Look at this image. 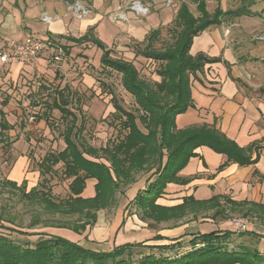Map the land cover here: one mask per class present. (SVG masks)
<instances>
[{
    "label": "trees",
    "instance_id": "trees-1",
    "mask_svg": "<svg viewBox=\"0 0 264 264\" xmlns=\"http://www.w3.org/2000/svg\"><path fill=\"white\" fill-rule=\"evenodd\" d=\"M66 1L70 4L74 2V0ZM190 1L195 5L197 15L190 11L186 3L182 2L179 5L173 19L176 30L170 45L159 49L153 46L160 35V29L155 28L145 31L142 42L146 44L135 52L136 56L158 64L155 75L159 80L152 83L140 78L131 61L114 58L112 49L107 48L93 34L94 26L89 27L80 37L67 36V40L72 44L87 43L101 51L99 65L120 76L123 90L133 98L137 108L134 112L128 111L115 97H112L114 112L111 116L118 121L124 135L116 142L94 148L78 143L77 139L84 129L85 120L81 108H71L73 97L76 96L75 92L68 86L54 90V96L47 108L49 111H57L64 120L65 126L62 132L64 147L59 151L46 153L37 166L39 175L44 176L53 174L56 171L55 167L60 164L63 178L69 181L67 186L69 195L63 202L55 204L51 202L50 197H47L49 194L43 190L44 186L39 189L38 186L41 184H37L24 192L23 196L28 200L40 199L56 209H61V212L67 215L83 213L82 216L87 220L78 226L79 230L62 229L79 234L85 231L86 227H91L96 212L116 206L117 198L138 180V175L139 179L146 180L147 176L155 178V181L149 184V188L145 191L139 190L136 197L143 221L156 225L179 221L187 215L188 208L191 207L189 204L191 198L184 199L182 204L170 208L158 206L155 202L164 194L167 184L185 182L178 173L187 166L190 159L197 157L194 152L196 149L205 147L214 154L225 156L224 165L233 163L246 166L257 160L258 154L254 160L251 154L256 152L258 147L252 145L248 149L240 148L212 126H190L180 130L175 127V117L193 107L190 77L201 71L205 64L220 62L219 58H209L202 53L192 56L190 49L193 39L212 27L220 26L224 17L240 18L254 15L245 5L226 11L218 6L209 13L205 0ZM256 2L264 3V0H249V5ZM44 40L53 50L60 48L54 40L49 38ZM48 56L50 59L49 54ZM11 128L0 110L1 131H9ZM1 142H3L2 138H0ZM86 179L97 181L95 195L90 198L81 196L86 188ZM5 183L21 190L26 188L25 180L20 186H16V183L10 180H5ZM144 192L145 195L141 196ZM216 200L215 198L213 201ZM230 205L234 208L236 203L230 202ZM216 207L213 216L215 217L216 214L222 216L220 206ZM91 210L94 214H90ZM88 219H91V222H88ZM18 232L26 236L35 235L39 239L31 248L26 245L29 242L33 243L32 241L27 240L21 245L0 235V264H264V253L260 254L256 248L250 249L240 245L239 250L229 251L224 244L235 233L230 231L181 234L175 238H166L157 234L150 241H166V243L127 244L114 248L108 253H96L84 249L56 235L20 230ZM187 236L190 239L185 241ZM261 238L264 239V236ZM185 242L193 249L190 252H177L175 249L183 248ZM175 245L177 246L174 248ZM197 246L200 248L194 249ZM141 247L147 249L148 254L140 253L139 260L134 261L131 251ZM168 251L176 252L174 258L162 256Z\"/></svg>",
    "mask_w": 264,
    "mask_h": 264
},
{
    "label": "rangeland",
    "instance_id": "rangeland-1",
    "mask_svg": "<svg viewBox=\"0 0 264 264\" xmlns=\"http://www.w3.org/2000/svg\"><path fill=\"white\" fill-rule=\"evenodd\" d=\"M76 1L90 11L89 16L77 19L67 8V5L72 3L70 4L66 0H1L0 18L4 17L7 12L22 18L23 15L27 14L26 8H29V14L33 15L32 20L42 23V25L45 24L41 20L43 13L52 16L54 21L57 19L56 14L63 15L61 19L67 24L90 21L89 23L94 25L95 22L97 26H94L93 34L98 36L108 48L112 49V56L131 61L140 78L152 83L159 80L155 75L158 64L135 55L137 49L142 48L146 42L138 41L130 34V25L134 22L133 19L137 18L142 21L141 23L146 22V26L151 29H160L158 41L153 44L155 48L159 49L165 48L173 42L174 31L176 30L173 19L182 2L187 4L194 15H197L195 5L190 0H139L148 7V13L144 16L135 14L129 9L132 0H74V2ZM205 1L209 13H212L218 6L224 11L235 10L245 5L254 14L253 16L242 17L247 32L245 29L242 30L241 18L224 17L222 21L228 25L224 32L229 31L227 38L236 60L246 62L250 68L249 73L255 77L256 81L251 80L248 88L251 98L262 99L264 87L259 85L263 78L257 80L256 77L264 76V40L259 41V38H264L263 5L259 2L249 5V0ZM121 13L125 17L127 15L130 21L122 22L125 19L120 17ZM45 25L48 26L49 24ZM92 25L89 27H93ZM67 36L79 37L82 36V33L80 30L67 32L62 35L63 38H55L56 45L62 48L66 54V57L59 63L52 61L48 63L43 59V62L38 66L33 65L34 63H27V65L32 66L27 70L23 68L17 70L11 77H7L10 68L6 69L5 66L0 68V78L4 74V84L0 85V110L4 113L8 124L12 126L9 131L3 132L0 129V138L3 141L0 143V235L6 236L11 241L21 245L27 240L32 241L33 243L29 242L26 245L31 248L34 247V243L38 241L39 237L35 235L26 236L19 233L18 230L29 233H45L44 230L50 228L59 230L56 231L57 233L54 232L61 235L67 231L73 232L62 228H77L79 230L78 226L87 221L82 216L83 213L67 215L61 212V209H56L40 199L28 200L23 196L24 192L29 191L37 184H41L38 186L39 189L44 186L43 190L49 194L47 197H50L51 202L55 204L63 202L69 195L67 189L69 181L63 178L60 164L55 167L56 171L53 174H45L44 176L39 175L37 166L46 153L56 152L64 147L62 140L64 120L57 111H49L47 108L54 96V90L68 86L75 92L76 96L73 97L71 108H81L85 120L84 129L77 139L78 143L94 148L116 142L124 135L118 121L111 116L114 112L111 103L112 97H115L121 106L128 111L134 112L137 108L133 98L123 90L120 76L99 65L101 51L87 43L71 46ZM222 37H224L223 33ZM138 177L140 178L139 175ZM139 178L127 188L128 190L133 186L127 193L126 200L129 202L123 207V210H127L126 215H128L132 207L135 206L136 213H138L136 216L143 221L136 197L139 190L144 191L149 188V184L153 183L155 178L147 176L144 182L143 180L140 182ZM5 180L15 182L16 186H20L25 180L26 188L21 190L12 187L6 184ZM96 183L95 179H86V188L81 196L83 198L93 197ZM144 195L145 192L141 196ZM119 198H117L116 206L96 212L93 225L86 227L89 229L87 231L92 233L88 234L87 232L83 238L86 243L84 246L97 244L98 236L106 233L116 216L115 211L119 208ZM89 212L94 214L92 210ZM88 222H91V219H88ZM122 224L123 222L119 223L116 232ZM204 229L208 228L205 227ZM120 231L114 238L113 248L109 251L86 248L83 243L74 242L76 241L75 237H69L71 239L69 240L72 243H78L84 249L96 253H108L114 248L132 243L136 238L132 234L124 235L122 229ZM201 231L205 230L202 229ZM73 233L72 235L65 234L64 237L73 236ZM141 237L142 235H139L136 242L140 241ZM187 239L190 237L187 236ZM246 241L249 242V240ZM186 243L183 247H187L185 251L190 252L193 248ZM224 245L229 251L239 250V246L236 249L232 247L230 238L225 241ZM253 247L256 248V246ZM198 248L200 247L197 246L194 249ZM175 250L179 253L183 251L182 248ZM170 251L163 253L162 256L174 258L176 252ZM131 252L134 261L139 260L140 253L148 254V250L142 247L134 248ZM158 255L159 253H157Z\"/></svg>",
    "mask_w": 264,
    "mask_h": 264
},
{
    "label": "crops",
    "instance_id": "crops-1",
    "mask_svg": "<svg viewBox=\"0 0 264 264\" xmlns=\"http://www.w3.org/2000/svg\"><path fill=\"white\" fill-rule=\"evenodd\" d=\"M261 4L264 9V3ZM26 10L27 14L23 15L22 18L11 12H7L4 17L0 18V47L6 41L21 40L26 35H35L42 39L49 38L51 40H55L67 32L79 30L83 35L89 25H92L89 23L90 21L67 24L61 19L63 15L60 16L59 14H56V21L52 20L48 26L42 25V23L32 20L33 15L29 14V8ZM50 17L52 18V16ZM242 17L240 18L243 30L245 29V22ZM133 20L129 32L136 40L142 41L145 31H149L151 28L146 26V22L141 23L142 21L137 18ZM127 21L129 22L130 19L126 15L122 22ZM95 25L97 26L94 22L92 26ZM227 26L222 22L220 26L212 27L193 39L190 49L192 56L202 53L209 58H219L220 62L207 63L201 71L190 77L193 107L185 113L177 115L174 124L177 130L190 126H212L240 148L248 149L252 145L258 147L256 152L251 154L252 160L258 154L257 160L246 166L233 163L224 165L226 163L225 156L214 154L205 147L196 149L194 152L197 157L190 159L187 166L178 173V176L185 182L167 184L164 194L155 202L156 205L170 208L182 204L184 199L191 198L192 201H189L191 207L188 208L187 215L179 221L162 222L158 225L149 221H142L136 216L138 213H136L135 206L132 207L130 214L126 215L127 210L124 211L123 207L129 202L126 200V196L132 186L125 191L124 195L120 196L119 208L115 211L116 216L110 227L104 235L101 234L97 238V244H100L84 246L83 238L86 236L88 228L81 234L72 232L73 236L65 237V234L72 235V233L67 231L57 235L55 232L59 230L47 228L44 230L46 234L56 235L67 240L70 239L69 237H75L76 241L74 242L83 243L86 248L109 251L113 248L114 238L121 229L124 235L132 234L136 238L142 235L140 241L136 242L135 238L130 244L140 242L146 244L166 243V241H147L157 234L166 238H175L181 234L232 230L235 233L230 239L234 249L240 245L249 248L256 246L260 254L264 253V239L261 238L264 236V96L262 99L251 98L248 88L250 81L256 80L254 75L249 73L250 68H248L247 63H244L243 60L239 62L236 60L227 38L229 31L224 32ZM245 31L247 32L246 29ZM118 33H120L119 30ZM222 33L224 37H222ZM69 45L72 46L73 44L69 43ZM106 47L108 48L107 45ZM42 59L46 60L45 62H51L48 54L43 53L33 65L38 66L43 62ZM30 66L32 65L22 63L6 65V69L10 68L7 77H11L22 68L27 70ZM88 78L90 79V77ZM261 78L263 81L260 82L259 86L264 87V76L256 77L257 80ZM3 84L4 74L0 78V85ZM220 167L222 168L219 169ZM142 180L144 182L145 178L140 179V182ZM215 198L217 200L213 201ZM230 202L236 203L234 208L231 207ZM217 205L220 206L222 216L216 214L214 217L213 214ZM235 218L248 220L245 231L239 232L237 230L232 222ZM121 222L123 224L116 232V227ZM150 225L151 227H149ZM205 227L208 229H204ZM202 229L205 231H201ZM91 233L88 232V234ZM148 236L149 238H147ZM185 241H187V237ZM186 248L183 247L181 252H184Z\"/></svg>",
    "mask_w": 264,
    "mask_h": 264
},
{
    "label": "built area",
    "instance_id": "built-area-1",
    "mask_svg": "<svg viewBox=\"0 0 264 264\" xmlns=\"http://www.w3.org/2000/svg\"><path fill=\"white\" fill-rule=\"evenodd\" d=\"M1 3L0 0V6ZM67 8L77 19L86 18L90 15V11L78 1L67 5ZM129 9L142 16L148 13V7L139 0L132 1ZM120 17L125 19L124 14H121ZM41 20L45 24L52 22V18L44 13ZM261 40H264V38H259V41ZM43 53L49 54L50 60L54 63H59L66 57L64 50L60 48L53 50L48 42L34 35H26L21 40H9L0 47V68L14 63H34ZM232 222L239 232L245 231L248 224V220L244 218H235Z\"/></svg>",
    "mask_w": 264,
    "mask_h": 264
}]
</instances>
